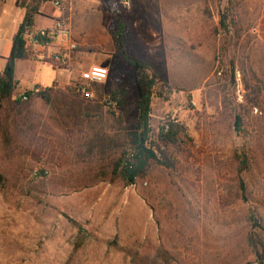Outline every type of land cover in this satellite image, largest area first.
I'll return each mask as SVG.
<instances>
[{
    "label": "rangeland",
    "instance_id": "rangeland-1",
    "mask_svg": "<svg viewBox=\"0 0 264 264\" xmlns=\"http://www.w3.org/2000/svg\"><path fill=\"white\" fill-rule=\"evenodd\" d=\"M49 1L45 15L55 11ZM130 3L102 0L101 11H81L76 19L65 10L73 36L81 38L73 37L78 50L72 68L57 69L63 77L53 86L64 93L57 94L54 106L41 100L30 105V136L38 134V147L25 143L12 155L0 142V173L6 180L0 190V264H257L244 242L249 213L257 207L264 214V0ZM230 3L237 7L238 37L232 27L224 32L219 25ZM116 5L128 48L172 88L166 99L152 98L151 140L169 120L186 135L173 151L174 167L157 166L150 179L126 188L96 178L104 162L84 149L102 127L112 133L110 111L125 126L137 120L134 70L116 52L110 32ZM94 65L109 70L103 91L125 92V106L108 107L103 97L95 105L102 122L76 128L62 116L74 106L66 92L76 94L73 82ZM20 79L25 89L53 78L51 72L32 75L22 68ZM244 80L251 81L250 90ZM255 84L263 110L249 113ZM21 88L16 85L14 98L25 94ZM237 115L244 119L246 140L234 130ZM243 149L249 158L256 156L241 175L249 188L244 199L233 158ZM70 220L88 235L78 249L85 234Z\"/></svg>",
    "mask_w": 264,
    "mask_h": 264
},
{
    "label": "trees",
    "instance_id": "trees-1",
    "mask_svg": "<svg viewBox=\"0 0 264 264\" xmlns=\"http://www.w3.org/2000/svg\"><path fill=\"white\" fill-rule=\"evenodd\" d=\"M120 1L122 3V0ZM236 9V5L230 3L226 11L221 14L219 25L224 32H229L232 27L236 37H238L239 24L234 17ZM113 10L115 16L114 28H111L110 32L115 50L132 67L135 74L138 95L137 120L135 124L125 126V120L123 121L122 118L116 116L115 112L110 111L108 115L113 121V125L109 129L112 133L106 132L105 127H102L101 133H95L94 137L84 144V149H86L87 155L94 158L98 156L100 161L104 162L96 178L109 179L111 182L118 181L126 188L150 179L157 166L165 169L174 167L173 160H171L173 151L181 146L186 135L183 126L169 120L160 130L156 141L151 140L152 98L166 99L172 94V88L167 84H161L159 75L152 71L151 65L131 52L126 42V26L120 6L116 5ZM38 13L39 6H28L24 19L14 36L10 55L6 59L5 69L0 72V142L4 145L6 153L12 155L16 150L21 149V145L24 146L25 143L30 147H38L36 144L38 134L34 132L30 136V132L34 131V127L30 125V105L35 100H41L54 106L57 94L64 93L62 90H58L56 86L46 89L36 87L34 90L25 92L21 98H14L16 63L31 58L25 49L24 36L31 31L34 26V17ZM243 67H246L244 62ZM245 70L246 68L242 70L243 79L246 76ZM105 83L92 85L90 91L92 93L94 91L95 97L90 99L91 101L78 94H73L67 89V97L74 100V106L64 111L65 114L62 116L72 122L73 127L81 129L83 126L102 122L101 108L96 109L95 105L103 97L106 106L109 101L116 102L117 108L125 106L126 93L114 88L109 94H105L103 91ZM251 84L250 80H244L245 90H250ZM252 93L253 98L248 100L247 106L249 113L254 109L263 110L260 102L261 89L258 85L253 88ZM25 97L27 100L23 101ZM233 127L240 137L245 140L248 138L243 117L235 116ZM244 150L240 153L235 151L233 155L237 167L238 193L243 199L249 188L241 175L250 171L252 164H254H251V159H253V162L256 160V156L251 155V158H249L250 156L246 155ZM48 152L49 154L45 155L47 158L45 164L47 165L50 164L53 151L49 149ZM34 154L32 153L31 156L34 157ZM41 175L43 178L45 177L43 171H41ZM5 187L6 180L0 173V190ZM246 221L250 224V230L244 242L245 249L255 257L257 264H264V214L256 207L249 213ZM70 222L78 227L79 233H84L73 221L70 220ZM87 237L88 235L85 234L77 245V249L82 246L83 240Z\"/></svg>",
    "mask_w": 264,
    "mask_h": 264
},
{
    "label": "built area",
    "instance_id": "built-area-1",
    "mask_svg": "<svg viewBox=\"0 0 264 264\" xmlns=\"http://www.w3.org/2000/svg\"><path fill=\"white\" fill-rule=\"evenodd\" d=\"M70 1L52 0L51 5L59 14L53 26L36 32L30 31L24 36L25 49L35 61L63 70H70L74 65V54L78 50V44L71 37L70 19L65 15ZM122 3L125 7L131 5L130 0H122ZM108 78L109 70L106 67L94 65L79 73L77 80L72 84V90L90 100L93 98L90 91L92 85L105 83ZM26 100V97L23 98V101ZM116 104L109 101L107 106L115 108Z\"/></svg>",
    "mask_w": 264,
    "mask_h": 264
},
{
    "label": "crops",
    "instance_id": "crops-1",
    "mask_svg": "<svg viewBox=\"0 0 264 264\" xmlns=\"http://www.w3.org/2000/svg\"><path fill=\"white\" fill-rule=\"evenodd\" d=\"M24 1L25 4L23 5ZM48 4H50L49 0H0V72H3L5 69L6 59L10 55L14 36L19 25L24 19L29 5L39 6V13L34 17V26L31 28L32 32L53 26L56 18L59 17V14L56 11H52L48 15L43 14L42 12L48 7ZM102 5V0H71L69 5L66 7V12H75L74 17L76 19L78 12L89 11L95 13L97 10L101 11ZM75 19L74 21H76ZM92 20L94 23L96 22L95 16H92ZM77 36L81 38V36H79L77 33H74L73 36L71 29L72 39L73 37H75L74 39H77ZM28 54L30 55L29 51ZM21 67L32 75H39L43 72H51V77L53 79L48 85H42L37 83L38 81H35V83L31 84V87L25 86V89H22L19 87V84L22 82V80H18L21 76ZM60 72L61 71L54 69L52 66L41 64L34 59L18 61L15 67V82L17 88H21V90L25 92L34 90L36 87L46 89L52 87L53 84L57 83L59 78L63 77L61 76Z\"/></svg>",
    "mask_w": 264,
    "mask_h": 264
}]
</instances>
